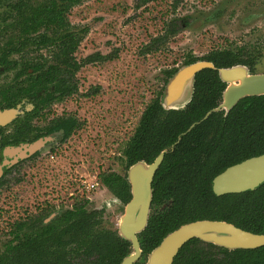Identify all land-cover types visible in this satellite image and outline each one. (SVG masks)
<instances>
[{
    "label": "trees",
    "instance_id": "obj_1",
    "mask_svg": "<svg viewBox=\"0 0 264 264\" xmlns=\"http://www.w3.org/2000/svg\"><path fill=\"white\" fill-rule=\"evenodd\" d=\"M8 1L11 8L5 16L10 19H3L0 29V63L6 68L18 62L24 66L14 71V78L4 85L3 106L11 107L22 97H32L34 108L25 120H46L54 103L79 90L76 75L82 62L73 54L86 29L70 31L65 17L67 9L78 0ZM19 52L24 60L9 59V55ZM32 53V57H23ZM228 55L188 54L183 64L206 59L223 66L230 64L223 61ZM175 70H167V77ZM222 85L215 72L204 69L195 76L190 103L168 111L159 103L161 88L144 108L122 150L125 169L140 160L150 163L161 150H167L152 181V211L139 234L144 254L165 233L195 220H222L253 233H264V182L240 193L216 195L212 191V179L218 173L264 153V95L246 96L226 116L212 113L200 121L217 105ZM94 89L97 91L98 87ZM193 123L195 126L190 128ZM81 127L82 122L75 115L61 113L43 124L20 122L18 128L26 135L33 132L28 140L59 131L63 142ZM98 177L120 201L126 203L130 199L126 174L109 171L100 172ZM3 184L0 181V187ZM88 203L86 199L77 202L48 222L43 213L14 221L8 231L11 237L0 249V264H119L131 250L129 242L116 231L105 229L102 210L90 209ZM161 205L163 208L159 209ZM246 256L252 264H264V245L226 254L229 264H242Z\"/></svg>",
    "mask_w": 264,
    "mask_h": 264
},
{
    "label": "rangeland",
    "instance_id": "obj_2",
    "mask_svg": "<svg viewBox=\"0 0 264 264\" xmlns=\"http://www.w3.org/2000/svg\"><path fill=\"white\" fill-rule=\"evenodd\" d=\"M135 2L84 0L69 13L73 25L88 27L75 53L78 60L95 52L105 56L115 47L119 52L112 60L83 64L76 75L78 92L54 103L42 120L71 113L82 127L63 142L61 133L51 134L54 139L0 188V249L11 237L12 221L33 216L46 205L67 207L77 198L91 197L87 207L103 210L105 225L118 229L125 204L102 186L83 190L81 180H91L100 172L127 173L122 150L143 109L162 86L163 70L179 65L187 52L202 56L228 39L256 47L260 58L256 73H264V0H151L138 9ZM5 10L0 0V19ZM173 18H186L188 26L169 38L164 48L142 55L141 47Z\"/></svg>",
    "mask_w": 264,
    "mask_h": 264
},
{
    "label": "water",
    "instance_id": "obj_3",
    "mask_svg": "<svg viewBox=\"0 0 264 264\" xmlns=\"http://www.w3.org/2000/svg\"><path fill=\"white\" fill-rule=\"evenodd\" d=\"M211 67H213L211 62L197 60L179 68L165 86L161 99L163 108L178 109L184 106L191 98L195 74L203 68ZM219 76L228 85L223 92V101L212 109L214 111L220 109L227 111L244 96L264 94V73L250 74L246 67L234 66L219 69ZM17 111L18 109L15 107L0 110V125L13 118ZM210 112H207L203 118H206ZM53 139L54 136L49 134L32 142L7 149L3 161L0 163V173L3 167L39 151ZM166 151V149L161 150L150 163L140 160L127 168L126 179L130 185L131 198L125 204L124 213L118 224V234L130 242L131 250L119 264H132L140 256L141 249L137 234L147 225L152 200L153 176ZM263 182L264 153L228 166L214 176L211 185L212 191L216 195H223L253 190ZM52 216L48 217L45 222ZM193 237L229 249H249L264 245V233H253L222 220H195L168 233L161 243L149 253L146 264H171L179 247Z\"/></svg>",
    "mask_w": 264,
    "mask_h": 264
},
{
    "label": "flooded vegetation",
    "instance_id": "obj_4",
    "mask_svg": "<svg viewBox=\"0 0 264 264\" xmlns=\"http://www.w3.org/2000/svg\"><path fill=\"white\" fill-rule=\"evenodd\" d=\"M149 1H151V0H136V2H135V4H134L133 7L136 8V9H138L140 7H147ZM2 2L7 7V10H5L3 12L4 15L0 19V21H1L0 23L3 26V22H2L3 19H5V18L6 19H10V17L9 16L6 17L5 14H7L8 12H10L9 9L11 8V6L9 4H7V3H9L8 0H6V1L2 0ZM83 2H84V0H78L77 3L71 5L67 9V12L65 13L66 14L65 17H66V20H67L68 24H70V26L68 27V29L70 31H72L74 29H80V30L86 29V32L84 33V36H85V34L88 31V27L87 26L76 27L69 20V13L71 12V10L75 6L80 5ZM179 21H181L182 24H179L178 23ZM188 23H189V21L186 18H173V19H170L168 21L163 22V25L161 26V32L159 34H154V36L151 37L141 47V49L139 50V52L142 55H146V54H150V53H153L155 51H158V50L164 48V45L167 44L168 39L171 38V37H174L179 32V29L180 28L188 26ZM2 26H1V28H2ZM4 36H5V33H3L2 40H3V37ZM0 41H1V39H0ZM81 41H80V43H81ZM226 41H227L226 44H222L220 46H217V47H214V48L210 49L205 55L226 52L229 55H228V57L224 58L225 60L223 59V61H228V62H230V64H224L223 66H216L214 64V62H212L211 60L200 59V60L209 61V62H211L213 64V67H211V68H203L200 71H202L204 69H211L213 72L216 73V75H217V77H218V79L220 81V84L221 85L223 84L222 85V88L220 90V97H219V99L217 101V105L215 107H213V108H210L207 111V112H210L211 111L208 114V116L211 115L212 113H217V114L218 113H221L222 116H226L229 113V111L238 103V101L240 99L246 97V96H244V97L240 98L227 111H225L223 109H220L218 111L212 110V109L216 108L223 101V92L225 91V89L227 88V85H228L227 82L223 81L220 78V76H219V69L231 68V67H234V66H244V67H246L248 69V72L250 74H255L256 73L255 66L260 61V58L258 57V54L256 53L257 52V48L256 47L250 48V46H246L244 44L243 45L232 44V42H229L228 39H226ZM80 43H79V45H80ZM79 45L77 46V48H76V50H75V52L73 54L74 57H75V53H76ZM258 50H259V48H258ZM117 52H119V48H116L115 47V48H113V50L111 52H109L110 54L109 53L108 54H105V56H102V54H100V52H95L94 54H91V55H94L92 57H85L82 60H78L75 57V59L79 63L82 62V64H81V66H82L83 64H91V63L98 62V61L99 62L100 61H107L109 59L112 60L117 55ZM187 53H186V56L188 54L189 55L192 54V52L191 53L189 52L188 54ZM192 55L196 56L195 54H192ZM205 55H202V56H205ZM108 56H112V58H110ZM202 56H197V57H202ZM23 57L29 58L30 56L23 54ZM185 57H184V59H185ZM10 58L11 59H17V60H20V61L24 60V58H21V52H19V53H13V54L9 55V59ZM183 60L181 61V63L179 65H175L173 67L171 66V67L163 70V77H164L163 78V84H162V86L157 91H159L161 88H163L161 90V94L159 96V103L161 105V108L163 110H165V111H168V110H176V109H165V108H163V106L161 104V99H162V96H163V92H164L165 86H166L168 80L170 79V77L174 74L173 73L171 76H168L167 77L166 71L169 70V69L175 68L176 70L174 72H176L179 68H181L182 66H185V64H183ZM195 61H197V60H195ZM195 61H193V62H195ZM193 62H191V63H193ZM23 66H24V64H20V62H18V63H10L9 65H7V68H6V66L4 64H1L0 63V110L5 109V108H11V107H15V108L18 109L16 115L13 118H11L6 123L0 125V163H2V161L4 159V156H5V151L7 149H10V148L15 147V146H19V145L24 144V143L32 142V141H34V140L37 139L36 138V139H33V140H28L29 136H31L30 134L33 133V132H30V133L28 132V135H26V133H24V132H20L19 131V128H18L20 122L21 123H25V124H27L29 122V123H31L33 125H35V124L37 125V124L43 123V121H42V119H40V117L39 118L33 117L30 120H25L27 113H29L30 111H32L33 108H34V100H33L32 97H22L17 102H15L11 107H5V106H3V104L5 103V101H4V85L7 84L8 82H11L12 77L14 78V75H15L14 71H17L19 69H22ZM81 66H80V68H81ZM28 71H31V69L29 68ZM200 71H198V72H200ZM196 74H195V76H196ZM256 74H263V73H256ZM5 75H8V78L7 79H4V76ZM21 77L24 78V74H22ZM16 80L19 81L20 78H18ZM165 80H166V82H165ZM194 84H195V78H194ZM194 84H193V86H194ZM157 91L154 92L152 98L155 96V93ZM193 92H194V87H193ZM193 92H192V95H191L190 100L184 106H182V107H180L178 109L184 108L187 104L190 103V101L192 99V96H193ZM262 95H264V94H262ZM250 96H261V95H250ZM150 100H149V102H150ZM208 116L206 118H203L204 117L203 116L200 119V121H203V120L207 119ZM196 123H193L190 128H192L193 126H195ZM22 137H24V138H22ZM21 138H22V140H21ZM37 153H38V151H36V152L28 155L25 158H21V159L19 158L18 160H16L15 162L11 163L7 167H3L2 170H1V173H0V181H3L4 182L3 186L6 185L9 182V179L10 178H14L13 174L15 173V171L18 169V167L21 164H23L25 162H30L31 160H33L34 157L37 156L36 155ZM100 186H102L103 188H105L106 190H108V188L101 181H99L96 190H98ZM84 199H86L87 201H92L91 200V197L77 198L72 204H70L67 207H65V206L61 207L60 206V203H58L57 209H54L53 207H51L49 205H46V206H44V207H46L45 209L44 208H41L40 209V212H36V213H34L33 216L26 217V218H23V219L33 218L34 216L38 215L39 213H43L42 215H44V216L46 215L44 218H46V217L48 218L50 214H53V216L50 218V220H51L55 216H57L58 214H60L63 211V209H71L75 203H77V202H83ZM126 203H124V204H126ZM41 207H43V206H41ZM161 208H163V205H161V207L159 209H161ZM49 209L51 211L50 212L48 211V212L45 213V210H49ZM93 209H95V208H93ZM151 211H152V208H151V204H150V211H149V214H148V218L150 216ZM101 218L104 221L102 223V226L105 229H109L110 231H116L117 234H118V229H112V228H110V227H108V226L105 225V220H104V216H103V210H102ZM23 219H19L17 221H20V220H23ZM13 222L14 221L11 222V225H12ZM8 225H9V223L6 222V226H8ZM9 228H10V225H9ZM173 230H175V229H173ZM173 230L168 231L167 233H165L164 236L159 240V242L153 248H151L148 252H146L145 254L143 253L142 246H141V241L139 239V234L142 231L140 233H138L137 234V238H138V243H139V246H140V249H141V253H140V256L132 264H146L149 253L161 243V241L163 240V238L168 233L172 232ZM65 239L67 240V236L66 235H65ZM129 246H130V249H131L130 242H129ZM67 248H68V245H65V249H67ZM237 249H246V248H237ZM249 249H254V248H249ZM230 250H234V249H229L227 247H224V246H221V245H217V244H214V243L209 242V241H204V240H202L200 238H197V237H193L191 239H188L183 245H181L179 247L178 251L176 252V254L174 255V257L172 259L171 264H229L228 259L226 257V254ZM65 259L69 260V257L66 256ZM243 259H246V261L243 262L242 264H252L251 261H250L249 256H246Z\"/></svg>",
    "mask_w": 264,
    "mask_h": 264
},
{
    "label": "built area",
    "instance_id": "obj_5",
    "mask_svg": "<svg viewBox=\"0 0 264 264\" xmlns=\"http://www.w3.org/2000/svg\"><path fill=\"white\" fill-rule=\"evenodd\" d=\"M98 183V175H94L91 180H81V187H83V190L85 189L87 192H91L97 188Z\"/></svg>",
    "mask_w": 264,
    "mask_h": 264
}]
</instances>
